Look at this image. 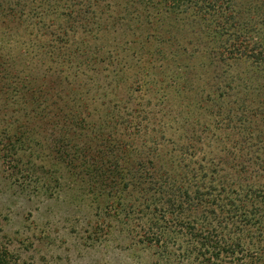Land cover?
<instances>
[{"label": "trees", "instance_id": "1", "mask_svg": "<svg viewBox=\"0 0 264 264\" xmlns=\"http://www.w3.org/2000/svg\"><path fill=\"white\" fill-rule=\"evenodd\" d=\"M67 1L0 0V114L6 116L0 129V159L11 165V171L20 167H24L26 173L38 169L45 182L51 177L53 180L62 178L73 190L83 186L92 190L97 180L105 184L99 199L110 200L121 213L146 217L143 230L158 231L160 237L165 231L157 227V215L162 219L172 208L167 218L184 223H179V228L196 238L194 244L204 254L200 255L199 264H213L220 254L235 259L240 243L264 235V190L257 187L260 192H254L252 186L250 189L246 186L249 181L253 182L254 175L259 174L260 180L264 178V0H238L234 10L232 6H225L217 11L211 1L208 4L209 1L200 0L195 2L199 6L195 15L189 18L190 24L199 26L193 31L196 43L202 36L204 44L210 46L211 59H207L206 69L220 67V63L227 65L228 56L244 64L237 77L240 92L230 88L236 79L224 77L221 71L212 72L213 89L208 91V97L203 99L192 90L193 100L190 101L189 96V101L199 102L197 107L205 111L206 107L210 112L216 108L211 116L219 114L220 109L225 110L234 119L232 126L238 128L234 132L236 146L245 144L246 135L253 137L257 129V142L262 146L261 153L248 157L241 151L235 153L237 149H234L233 154L223 155L219 163L184 159V144L172 149L178 156L169 151H156L152 145L145 147L142 139L145 125H141V111H134V107L127 108L129 114L124 117L131 131L128 126L123 127L118 116L112 122L109 107L98 114L92 113L81 94L82 79L70 72L75 63H81L79 52L88 41L82 40L73 51L70 45L74 39L70 37L85 38L83 32L92 28V12L102 14L104 8L98 0H74L68 9L64 5ZM86 1L95 8H87ZM117 1H125L123 23L136 4L145 6L143 0ZM149 1L154 8L145 15L142 28L126 22L130 24L128 28L118 22L122 13L120 5L115 6L112 33L119 30L122 36L128 30L127 35L135 38L132 50L137 46L142 53L146 50L144 71L151 66L157 69L155 63L164 60L159 62V72H156L163 76L168 72L167 67L162 66L168 62L169 48L173 47V40L182 38L172 25L178 19H182L181 23L185 20L177 10L187 1L174 0L177 5L167 4L169 0ZM26 26L33 34L27 40H32L36 53L29 73L15 69L22 56L8 49L5 33L14 36L22 30L24 34ZM138 36H143L145 41L138 40ZM177 53L172 62L186 59L190 63L198 57L205 58L199 52L188 56L184 51ZM142 68L133 71L132 76L140 77ZM199 68L205 70L201 65ZM95 71L100 73L99 68ZM130 75L131 69L127 71V78ZM68 77L74 81L70 89L75 94L73 100H69L70 92L63 87ZM220 77L226 81V87L221 86ZM100 78L101 73L95 80ZM188 80L192 82L190 74ZM182 93L186 95V91ZM241 108L245 110L241 112ZM245 113L247 115L243 116ZM134 140H141V147L134 145ZM220 164H225L228 170L220 171ZM206 237L213 240L208 244ZM250 243L264 247L259 241ZM255 256L245 263L264 264V251Z\"/></svg>", "mask_w": 264, "mask_h": 264}, {"label": "rangeland", "instance_id": "2", "mask_svg": "<svg viewBox=\"0 0 264 264\" xmlns=\"http://www.w3.org/2000/svg\"><path fill=\"white\" fill-rule=\"evenodd\" d=\"M116 1L98 0L104 12H92V28H86L83 32L85 38L70 37L74 39L70 45L73 51L76 45L88 41L79 52L81 56L78 59L81 63H75L70 72L82 79L81 94L90 105L92 113L98 114L109 107L107 110L112 112V122L116 121L118 116L126 128L128 124L124 117L129 114L127 108L134 107V111L139 109L141 125H145V137H142L145 147L152 145L156 151H169L168 153L178 156L174 150L184 144L183 158L193 162L211 160L213 163H219L223 155L233 154L234 149H237L235 153L241 151L246 157L261 153L262 146L256 138L258 129L253 137L249 133L246 135L245 144L236 146L234 132L238 131V128L232 126L234 119L228 116L225 110L220 109L219 114L211 116V112L216 113V108L210 112L209 107H206V113L200 106L197 107L199 102H190L193 100L192 90L203 99L208 97V91L213 89V82L210 80L212 72L218 74L221 71L224 77L231 76L236 79L230 88H234L236 93L240 92L237 77L240 75L238 71L242 72L244 67L243 63L235 62L227 55V65L220 63V67L208 66L206 69L207 59H211L210 46L204 44L202 36L198 37L196 43L197 37L193 31L199 26L192 25L189 21V18L195 15L196 8H199L195 2L200 0H186L188 4L183 3L177 10L185 20L181 23L182 19H178L171 25L177 29V33L180 32L182 38L173 40L167 60L172 62L175 55L178 56L177 52L181 51L187 53L186 56L199 52L205 58L198 57L197 61L190 63L183 59L180 63L172 62L169 67L167 62L162 66L167 67L168 71L163 76L156 72H159V62L163 63L164 60L155 63L157 69L151 66L144 71L142 67L147 62V55L144 56L146 50L142 53L140 46L133 47L132 50L135 38L131 34L127 35L128 30L122 36L119 30L112 33V16L115 14L113 8L120 5L122 14L118 22L121 24L125 16V1ZM204 1L206 3V0ZM207 1L208 4L211 1L216 11L224 9L225 6H232L234 10L239 3L238 0ZM72 2L74 0H68L64 5L69 9ZM142 2L145 6L136 4V7L131 8L123 23L128 28L130 24H139V28H142L145 25V15L148 11H153L150 8H154V5L149 0ZM169 2L177 5L174 0H169L167 4ZM86 5L87 8H95V5L91 6L88 1ZM38 8L37 3L35 10ZM98 9L100 7L97 11ZM133 28L135 27H131ZM5 33L8 49L12 54L21 53L22 56L19 60L23 64L17 61L15 69L29 73L36 61L32 40H27L33 34H30L29 28L24 34L22 30L14 36ZM142 39L145 41L143 36H138V40L142 42ZM199 64L207 71L201 70ZM98 68L101 78L95 80L100 77V73L95 71ZM140 68L142 75L133 77L132 72ZM129 69L131 75L127 78ZM121 71H124L123 76L120 75ZM188 74L192 82L188 80ZM221 77V86L226 87V81ZM73 83L68 77L63 87L70 92ZM182 91H186V95ZM74 95L70 92L69 100H73ZM234 97L237 99V95ZM5 109L11 111L7 107ZM241 109V112L245 110ZM245 115L247 113L243 116ZM5 118L1 113L0 129ZM239 119L238 117L236 124ZM128 130L131 131L129 126ZM151 137L155 139L152 140ZM141 142L134 140L133 143L141 147ZM43 165L47 167L45 163ZM10 167L9 163L0 159V264H199L201 256L204 255L194 244L196 238L192 234L186 235L184 228H179V223L182 222L167 218L172 208H169L164 217L160 215L162 219L157 215V227L161 232L165 231L164 236L160 237L158 231L143 230L142 225L145 224L146 217L131 212L121 213L110 200L99 199V193L105 184H100L97 180L93 182L92 190L86 186L73 190L62 178L53 180L51 177L45 182L38 169L36 172L32 170L26 173L24 167L17 171H11ZM219 168L222 172L228 170L225 164H220ZM259 176L254 175L253 182L246 184L249 189L252 186L254 192H260L257 187L264 190V178L260 180ZM206 238L208 244L213 240L211 237ZM263 239L264 235L251 240L245 239L239 247L235 246V259L220 254L213 264H246V259L255 258L256 253L264 251V247H255L250 241H259L260 245H264ZM157 240L160 241L159 244ZM157 245H160V248ZM250 246L253 247L248 249Z\"/></svg>", "mask_w": 264, "mask_h": 264}]
</instances>
